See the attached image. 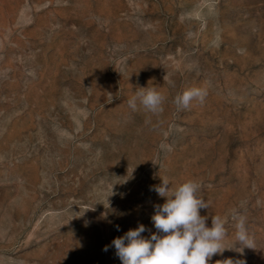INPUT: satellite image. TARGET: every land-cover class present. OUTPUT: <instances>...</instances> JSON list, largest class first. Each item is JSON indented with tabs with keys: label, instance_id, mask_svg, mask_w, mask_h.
Listing matches in <instances>:
<instances>
[{
	"label": "rangeland",
	"instance_id": "1",
	"mask_svg": "<svg viewBox=\"0 0 264 264\" xmlns=\"http://www.w3.org/2000/svg\"><path fill=\"white\" fill-rule=\"evenodd\" d=\"M162 179L224 218L208 264H264V0H0V264H121Z\"/></svg>",
	"mask_w": 264,
	"mask_h": 264
},
{
	"label": "clouds",
	"instance_id": "2",
	"mask_svg": "<svg viewBox=\"0 0 264 264\" xmlns=\"http://www.w3.org/2000/svg\"><path fill=\"white\" fill-rule=\"evenodd\" d=\"M207 94L206 87L188 88L175 97L174 103L178 110H186L193 101L202 104ZM137 101L147 111L159 113L163 111L165 97L155 88L140 87L128 100L129 107L136 110ZM200 188L201 185L191 179L174 188L165 179H162L160 185L154 186L152 190L165 198L162 205L154 206L155 213L151 217L156 232L152 233L150 238H145L141 233L145 232L146 228L140 224L135 229H129L123 236L114 238L112 246L121 264H208L213 255L228 248L222 243L227 235L224 218L212 216L209 227L206 223L209 217L200 214L201 209L209 207L207 202L198 196ZM235 227L237 241L253 248L243 217L238 218ZM107 250L108 246H105L104 251ZM217 264L234 262L228 259L218 261ZM235 264L245 262L237 260Z\"/></svg>",
	"mask_w": 264,
	"mask_h": 264
}]
</instances>
